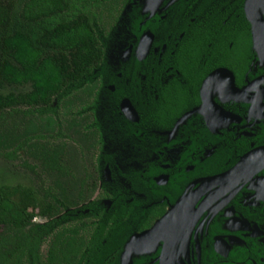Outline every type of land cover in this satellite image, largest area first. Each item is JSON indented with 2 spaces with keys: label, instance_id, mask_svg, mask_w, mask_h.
<instances>
[{
  "label": "flooded vegetation",
  "instance_id": "obj_1",
  "mask_svg": "<svg viewBox=\"0 0 264 264\" xmlns=\"http://www.w3.org/2000/svg\"><path fill=\"white\" fill-rule=\"evenodd\" d=\"M141 6L124 69L104 60L75 102L51 105L59 128L29 139L63 153L44 165L25 151L8 159L55 173L53 190L25 185L59 211L35 220L54 224L40 250L48 257L60 235L66 250L78 244L79 264H264V0ZM22 125L14 145L26 141ZM158 224L157 248L149 240L142 256L124 258Z\"/></svg>",
  "mask_w": 264,
  "mask_h": 264
},
{
  "label": "trees",
  "instance_id": "obj_2",
  "mask_svg": "<svg viewBox=\"0 0 264 264\" xmlns=\"http://www.w3.org/2000/svg\"><path fill=\"white\" fill-rule=\"evenodd\" d=\"M126 2L0 0V127L24 120L20 137L26 139L14 145L15 139L2 140L0 134V147L16 146L5 154L7 159L14 160L17 152L25 151L44 165L50 154L63 153L58 143L29 144V139L45 138L49 129L59 128L58 119L50 115L56 111L51 105L70 97L69 103L76 101V91L104 62L103 40ZM90 93L89 89L86 95ZM84 94L77 92L78 96ZM38 125L40 131L32 133L38 131ZM10 129L13 131L9 128L5 134ZM57 214L58 207L34 187L0 185V226L13 229L12 234H0V264H62L65 255L71 264H79L78 244L70 241L66 250L60 235L50 245L48 257L40 250L54 224L49 228L35 220Z\"/></svg>",
  "mask_w": 264,
  "mask_h": 264
},
{
  "label": "water",
  "instance_id": "obj_3",
  "mask_svg": "<svg viewBox=\"0 0 264 264\" xmlns=\"http://www.w3.org/2000/svg\"><path fill=\"white\" fill-rule=\"evenodd\" d=\"M143 15L144 14L142 12L141 0H132L130 6L128 8L126 7L123 11L115 30L111 33L108 39L104 40V46L106 48L105 62L110 67H113L114 70L121 71L124 69V66L126 64L125 58L133 48L129 42L127 31L130 30V27H132V25H136L139 28L140 22L143 21ZM145 47L146 46H144V44H140L138 46V51H145ZM149 49L150 48L148 47L147 52L149 51ZM125 105L126 103H124V106ZM161 225L162 224H158L152 230L144 234H138L134 236L131 239V244L128 245V250L127 244L125 245V253H128V257L126 255L124 258L132 259L133 256H142L144 253L142 252V250L144 249V245L149 242V240H152V242L154 243L155 250V248H157L155 235H157L158 229ZM120 264H124V260H121ZM132 264L138 263H135V261H133Z\"/></svg>",
  "mask_w": 264,
  "mask_h": 264
},
{
  "label": "rangeland",
  "instance_id": "obj_4",
  "mask_svg": "<svg viewBox=\"0 0 264 264\" xmlns=\"http://www.w3.org/2000/svg\"><path fill=\"white\" fill-rule=\"evenodd\" d=\"M18 120L14 121L13 126V131L10 129L9 132L10 134H6L8 137L14 139V131L17 126ZM20 128V127H19ZM9 129V128H8ZM38 131H33L32 133H38L40 131L39 125L37 126ZM7 132V128H3L1 130V135L5 134ZM16 132V131H15ZM12 133V135H11ZM46 134V133H45ZM14 147V146H13ZM13 147L1 149L0 152H5L6 150L13 149ZM40 161L36 160H15V161H9L8 159L0 156V185L3 184H10V185H17V184H23V185H32L33 183L35 186H37V182L41 184L43 188H50L54 189L55 183L53 181L54 174L50 176L49 172L43 170L42 168V163ZM25 163V164H24ZM23 165H27L26 167H23ZM27 168H32L34 171L35 176L33 175V172L31 169ZM37 175V176H36ZM57 188V187H56ZM58 189V188H57ZM13 229H7L5 227L0 226V234H10ZM46 242L44 243V247H46ZM46 249V248H45Z\"/></svg>",
  "mask_w": 264,
  "mask_h": 264
}]
</instances>
